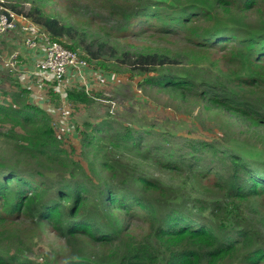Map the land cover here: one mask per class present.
<instances>
[{"label": "trees", "instance_id": "1", "mask_svg": "<svg viewBox=\"0 0 264 264\" xmlns=\"http://www.w3.org/2000/svg\"><path fill=\"white\" fill-rule=\"evenodd\" d=\"M61 1L11 10L92 72L138 78L258 155L167 130H118L106 118L74 123L84 166L53 126L52 85L39 105L9 78L0 92V264H264V0ZM147 35L160 41L132 42ZM78 87L64 102L92 104ZM116 147L165 175L139 171ZM46 232L57 249L42 244Z\"/></svg>", "mask_w": 264, "mask_h": 264}, {"label": "rangeland", "instance_id": "2", "mask_svg": "<svg viewBox=\"0 0 264 264\" xmlns=\"http://www.w3.org/2000/svg\"><path fill=\"white\" fill-rule=\"evenodd\" d=\"M3 1L5 2L4 6L9 10H11L12 4L19 6L18 9L24 10V12L30 9L31 3H28L29 0ZM57 1L62 2L61 0ZM149 35L139 41L132 42L134 44L141 43L144 39V44H156V42L160 41L158 37ZM176 41L177 40L173 39V42ZM102 75V77L100 75L91 77L93 78V82L98 83L99 86L106 87L101 89L97 88V90L87 89V91L95 98L92 104L87 106L80 105L75 108H73L72 105L66 104V102H64L65 83L62 94L58 91L59 101H57L56 104H58L59 107H53L51 112V117L54 121V128L60 134L65 136L66 140H63L62 142L63 146L68 151L72 150L73 152H76L73 157L82 161L84 166H86V163L81 159L84 155L81 154L79 136L75 133V125L82 129L84 122L96 125L106 118L114 122L116 124L115 128H118V130H121V127L126 126L130 127L132 130H167L175 135L188 137L190 139L218 141L225 147L239 151L241 154L247 156V158L251 157V154L253 153L258 155V153H255L253 149L248 146H240L237 143L232 142V140L222 139L221 131H219L218 128H215L213 121L208 120L207 117L203 115L199 119L196 118V115L199 113L198 108L193 109V107L190 108V106H181V108H179V105L176 104L168 94L160 90L147 88L146 91H143L138 86L137 82L140 81L138 78H136L133 83L126 80L128 74H125L124 76L122 74L109 76L105 74ZM19 77L23 79L24 74L20 73ZM21 79L17 81L18 85L25 87L29 84L27 79ZM41 96L44 97L46 94ZM41 96H35V101L39 103V105H41ZM50 111L51 108L47 110V112ZM241 137L245 141L250 139L246 134ZM143 138L144 144H147V141H152V137L150 136L143 135ZM234 139L239 138L234 136ZM2 144L3 143L1 142L0 148L4 149ZM105 146L108 145L105 143ZM143 146L145 145H142L141 147ZM113 152L116 157H121L124 162H126V158H128L127 160H133L138 165L139 171L141 172L153 174L159 178L165 175L160 173L155 167L156 165H153L150 160L144 162L137 154H135V152H126L123 148L117 147L113 149ZM89 156H92V153H89ZM52 234L53 233L46 232L45 242H42V244L49 248L50 251L57 249L62 243ZM29 257L32 260L36 258H32L30 255ZM37 259L36 260L39 263L40 258Z\"/></svg>", "mask_w": 264, "mask_h": 264}, {"label": "built area", "instance_id": "3", "mask_svg": "<svg viewBox=\"0 0 264 264\" xmlns=\"http://www.w3.org/2000/svg\"><path fill=\"white\" fill-rule=\"evenodd\" d=\"M1 3L3 4L2 0H0V4ZM0 12V34L14 29L18 21L17 19L24 18L16 15L2 5L0 6ZM4 12L8 13L10 21H8ZM22 30L29 33V38L25 40V45L27 47L36 48L37 46H42L43 50L42 59L34 64L32 71L27 72V75L24 74L23 79L30 78L34 81L35 87L39 89L47 88L48 84H51L55 92L58 93L59 91L61 94L60 86L69 71L77 74L83 81L85 80L86 75L84 71L88 66L76 52L64 48L60 43L51 41L46 33L32 23L28 22V25L23 26ZM18 56V52L11 56L12 59L9 63L10 67H14L19 63ZM14 73L18 76L20 74L17 72ZM93 73L95 75L98 74L96 72ZM85 90L87 91V88H85Z\"/></svg>", "mask_w": 264, "mask_h": 264}, {"label": "crops", "instance_id": "4", "mask_svg": "<svg viewBox=\"0 0 264 264\" xmlns=\"http://www.w3.org/2000/svg\"><path fill=\"white\" fill-rule=\"evenodd\" d=\"M17 20L18 21L14 29H10L3 34H0V91L2 92L11 88L10 83L8 81L9 78H12L15 81H19V76L14 72L23 73L27 75V72L33 70L34 64L37 63L43 57L42 46H37L36 48H29L25 45V40L29 38V33L23 31L22 27L28 25V22H31L24 18H18ZM16 52L19 53V63L14 67H10L9 63L12 59L11 56L14 55ZM84 74L86 75V78L83 81L74 72L69 71L67 73L60 86V90L62 92L64 84L66 83L64 91L65 97V92L67 90H72L74 88L78 89V86L81 87L80 89L84 87L93 90H97V88H106L105 86H99V84L93 82V78H91L97 75H100L102 77V74L98 73L95 75L89 68L85 69ZM26 79L29 84H27L25 88L31 90L29 97L31 101L35 102V96H39L46 93V88H36L33 80H31L30 78Z\"/></svg>", "mask_w": 264, "mask_h": 264}, {"label": "clouds", "instance_id": "5", "mask_svg": "<svg viewBox=\"0 0 264 264\" xmlns=\"http://www.w3.org/2000/svg\"><path fill=\"white\" fill-rule=\"evenodd\" d=\"M3 1V0H2ZM3 6V7H5L4 5H5V2L3 1V4L1 3L0 4V6ZM6 8V7H5ZM8 9V8H7ZM11 11V10H10ZM1 13V12H0ZM5 13V12H4ZM8 14V13H7ZM6 15V14H5ZM7 17V19H8V21H10V18H9V15L8 16H6ZM28 20V19H27Z\"/></svg>", "mask_w": 264, "mask_h": 264}, {"label": "water", "instance_id": "6", "mask_svg": "<svg viewBox=\"0 0 264 264\" xmlns=\"http://www.w3.org/2000/svg\"><path fill=\"white\" fill-rule=\"evenodd\" d=\"M6 16H8V14L5 12Z\"/></svg>", "mask_w": 264, "mask_h": 264}]
</instances>
